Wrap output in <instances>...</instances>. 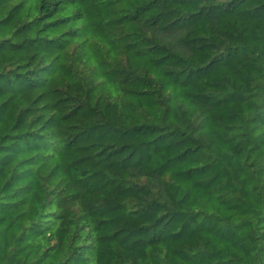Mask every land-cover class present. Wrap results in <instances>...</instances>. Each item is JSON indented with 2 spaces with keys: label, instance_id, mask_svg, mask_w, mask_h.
Returning <instances> with one entry per match:
<instances>
[{
  "label": "trees",
  "instance_id": "16d2710c",
  "mask_svg": "<svg viewBox=\"0 0 264 264\" xmlns=\"http://www.w3.org/2000/svg\"><path fill=\"white\" fill-rule=\"evenodd\" d=\"M0 264H264V0H0Z\"/></svg>",
  "mask_w": 264,
  "mask_h": 264
}]
</instances>
